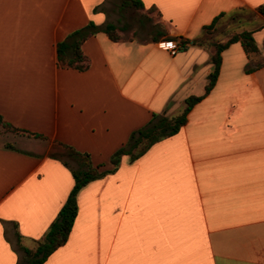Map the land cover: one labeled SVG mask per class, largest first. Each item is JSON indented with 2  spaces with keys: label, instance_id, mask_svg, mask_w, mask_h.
I'll return each mask as SVG.
<instances>
[{
  "label": "crops",
  "instance_id": "1",
  "mask_svg": "<svg viewBox=\"0 0 264 264\" xmlns=\"http://www.w3.org/2000/svg\"><path fill=\"white\" fill-rule=\"evenodd\" d=\"M139 1L0 0V117L22 129L0 139V264L18 259L16 231L33 246L72 185L56 142L111 169L152 113L203 92L213 43L241 30L256 50L230 41L174 133L81 186L66 240L40 264H264V0ZM129 10L130 37L99 28L122 32ZM89 20L87 67L59 66L57 41Z\"/></svg>",
  "mask_w": 264,
  "mask_h": 264
},
{
  "label": "trees",
  "instance_id": "2",
  "mask_svg": "<svg viewBox=\"0 0 264 264\" xmlns=\"http://www.w3.org/2000/svg\"><path fill=\"white\" fill-rule=\"evenodd\" d=\"M121 1L129 2L135 7H142V3L139 0ZM256 10L259 13L264 14V3L257 5ZM215 18L216 17H213L210 23L204 26L206 30L211 29ZM97 28L98 27L89 20L85 25L69 31L63 39L57 41V64L62 67H73L78 70L86 68L88 60L80 49V43ZM99 28H101L112 40H117L120 36L117 27L112 22L106 21ZM236 39L240 41L245 52L256 50L251 30H241L225 40L213 43V50L210 55L212 67L206 75L203 92L201 94H189L185 96L183 98L181 109L172 115L152 113L147 123L131 131L127 140L110 154L109 161L113 164V167L117 164L120 154L128 153L131 158H135L152 142L174 133L178 127L184 123L186 113L192 104L209 90L215 80L220 62V51L230 41ZM0 125L7 130H22L21 128L13 126L9 122L2 120L1 117ZM31 134L41 136L39 133ZM55 144L61 146L63 153L66 154L68 159H70L62 158L61 161L69 168L73 182L63 202L59 206L55 217L49 222L45 231L40 237L32 239V247L24 245L21 242V235L19 232H15V243L20 251L15 264H40L56 247L63 244L76 214V192L87 181L102 176L105 172L113 169L112 167L109 170H98L99 164H92L87 152L79 151L70 145L60 142H56Z\"/></svg>",
  "mask_w": 264,
  "mask_h": 264
},
{
  "label": "rangeland",
  "instance_id": "3",
  "mask_svg": "<svg viewBox=\"0 0 264 264\" xmlns=\"http://www.w3.org/2000/svg\"><path fill=\"white\" fill-rule=\"evenodd\" d=\"M138 12H133L131 10L125 12V15L121 18V22L123 21L126 24V27H124L125 29L122 32H119L120 35L124 36V37H130V29H134L137 27L139 21L138 19ZM152 18H155V15L153 12L150 13ZM116 16L115 12H111L110 13V18L113 19ZM148 24V23H147ZM137 33L134 34V36H136L137 38H146L148 37L146 34V30H142V29H137ZM9 132H13L12 130H7L5 128H3V126L0 125V139L3 140H7V141H14V139H12V137L8 134ZM61 149V148H58ZM28 245V244H27Z\"/></svg>",
  "mask_w": 264,
  "mask_h": 264
},
{
  "label": "built area",
  "instance_id": "4",
  "mask_svg": "<svg viewBox=\"0 0 264 264\" xmlns=\"http://www.w3.org/2000/svg\"><path fill=\"white\" fill-rule=\"evenodd\" d=\"M174 50H175V47L173 46V47L169 50V52H170V53H173Z\"/></svg>",
  "mask_w": 264,
  "mask_h": 264
}]
</instances>
